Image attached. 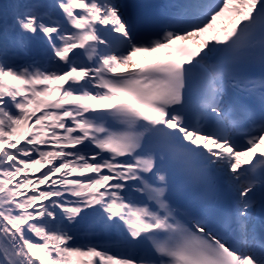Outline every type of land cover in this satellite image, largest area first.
Returning a JSON list of instances; mask_svg holds the SVG:
<instances>
[{"label":"snow or ice","instance_id":"1","mask_svg":"<svg viewBox=\"0 0 264 264\" xmlns=\"http://www.w3.org/2000/svg\"><path fill=\"white\" fill-rule=\"evenodd\" d=\"M0 264H264V0H0Z\"/></svg>","mask_w":264,"mask_h":264},{"label":"bare ground","instance_id":"2","mask_svg":"<svg viewBox=\"0 0 264 264\" xmlns=\"http://www.w3.org/2000/svg\"><path fill=\"white\" fill-rule=\"evenodd\" d=\"M229 24H230L229 21L227 19H225V20H223L222 23H218L217 28L219 29V28H221V27H223L225 25H229ZM212 34H216V33H212ZM136 58H137V60L142 62L145 59H152V58H154V56H150V55L143 54V53H138Z\"/></svg>","mask_w":264,"mask_h":264},{"label":"rangeland","instance_id":"3","mask_svg":"<svg viewBox=\"0 0 264 264\" xmlns=\"http://www.w3.org/2000/svg\"><path fill=\"white\" fill-rule=\"evenodd\" d=\"M230 23V22H229ZM230 25V24H229Z\"/></svg>","mask_w":264,"mask_h":264}]
</instances>
